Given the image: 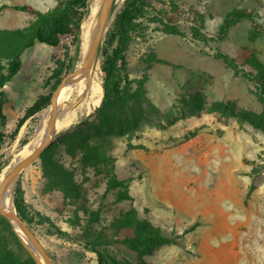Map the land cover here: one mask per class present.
Returning <instances> with one entry per match:
<instances>
[{
	"label": "rangeland",
	"instance_id": "1",
	"mask_svg": "<svg viewBox=\"0 0 264 264\" xmlns=\"http://www.w3.org/2000/svg\"><path fill=\"white\" fill-rule=\"evenodd\" d=\"M93 1L85 21L91 20L97 28L100 8L92 14ZM180 1L191 17L203 18L202 30L209 39L154 32L146 41L133 44L127 54L132 77L141 75L146 52L153 49L166 60L149 70L147 99H140L145 120L127 134L106 140L95 166L88 165L90 161L79 152L69 155L66 136L84 117L90 115L88 123L93 124L92 113L100 104L54 135L57 158L74 170L84 192L74 204L80 207V216L73 214L75 206H63L57 192H45V181L32 179L39 173V161L17 178L25 182L31 205L50 214L71 234L60 238L35 233L58 264H264V128L255 122L262 105L253 82L214 56L217 50L224 51L245 69L257 72L264 66V33L256 32L250 19H243L221 40L211 38L216 37L225 15L237 8L251 11L264 26V0ZM57 2L0 0V31L21 28L34 18L4 4H30L47 11ZM123 2L114 1L113 13ZM189 20L185 19L186 26ZM62 43L68 45L69 39L63 38ZM79 47L69 71L76 69L81 58V42ZM71 53L75 55L74 46ZM62 57V45L37 43L24 53L17 77L5 85L11 104L0 149L1 172L18 161L26 145L20 139L28 135L29 143L43 122L50 105L28 118L17 137L10 138L25 109L51 91L49 77ZM96 60L102 84L101 62ZM88 129L83 133L90 134ZM90 140L98 141L92 135ZM194 223L197 228L187 232ZM137 224L143 227L140 233ZM0 230L14 254L29 253L12 225L8 229L0 219ZM148 231L170 240L146 241L143 236ZM134 235L138 240H123ZM86 242L95 243L97 252L85 249Z\"/></svg>",
	"mask_w": 264,
	"mask_h": 264
},
{
	"label": "trees",
	"instance_id": "2",
	"mask_svg": "<svg viewBox=\"0 0 264 264\" xmlns=\"http://www.w3.org/2000/svg\"><path fill=\"white\" fill-rule=\"evenodd\" d=\"M57 1V4L47 11L30 4L3 5V7L9 6L28 12L34 18L21 28L0 31V149L6 140L7 109L11 104L5 85L13 81L23 68L24 53L37 43L52 47L63 46V57L55 61V67L49 77L50 83L52 82L51 91L39 95L17 119L16 127L10 134L12 140L17 137L28 118L50 105L53 91L64 75L73 69L74 61L77 59L80 42L82 43V25L91 13V0ZM187 18L190 19L188 26L185 24ZM243 19H250L254 30L264 33V26L256 22L251 11L237 8L225 15L216 37H211L212 40H221L232 26ZM203 27V18L191 17V12L186 11L180 0H124L115 13L97 54L103 71V96L100 105L92 113V116H95V122L88 123L90 115L84 117L77 125L78 128H74L67 134L69 155L75 156L79 152L85 161H90L88 165L95 166L101 159L100 148L106 140L127 134L145 120L146 113L141 110L140 99H147L146 84L150 78L149 70L153 64L166 63V60L160 58L155 50H150L141 58L144 63L141 75L132 77L127 54L137 40L146 41L151 33L161 32L182 37L191 34L194 39L206 41L209 38L203 32ZM63 38L69 39L68 45L62 43ZM71 46L75 47V55L71 53ZM214 56L232 68L235 73L253 82L254 92L262 105V112L256 116L255 122L264 128V66L254 72L245 69L244 64L239 63L235 57L224 51L217 50ZM87 129L90 130L88 135L83 133ZM90 135L97 138L99 142H91ZM28 141L29 137L25 135L20 139V144L25 145ZM54 144L55 142L48 146L33 163L40 162L42 176L45 178V192H60L63 206H75L73 214L79 217L80 207L74 204L83 199V189L75 178L74 170L57 158ZM3 165L4 162H0V172ZM252 190L253 186L247 190L245 202H248ZM13 202L17 213L35 233L42 232L45 235L60 238L71 237L70 232L64 230L55 218L34 208L26 200L25 189L20 178L14 187ZM0 219L6 222L8 229H11V224L6 218L1 216ZM197 226L198 223H194L187 232L196 229ZM141 228L143 227L137 224L139 233ZM1 233L0 230V264H36L27 252L26 256L14 254ZM143 237L146 241L159 243L170 240L165 235L149 231ZM123 240L134 242L138 240V236L134 235L132 238L127 237ZM20 245L22 249H25L23 244ZM83 246L87 250L97 252L96 244L93 242H86ZM53 257L56 259L55 256Z\"/></svg>",
	"mask_w": 264,
	"mask_h": 264
},
{
	"label": "bare ground",
	"instance_id": "3",
	"mask_svg": "<svg viewBox=\"0 0 264 264\" xmlns=\"http://www.w3.org/2000/svg\"><path fill=\"white\" fill-rule=\"evenodd\" d=\"M100 5L101 0L93 1L92 14L98 11ZM96 30L97 28L91 20L85 21L82 32L81 58L77 63L76 69L73 70L74 73L67 78L66 82L58 91V115L51 137L56 134V131H59L65 126L69 125L80 114L82 115V113L89 110L93 105H99L101 103L103 96V87L100 80V64L97 60H95L91 64V66L87 68H84L82 66V61L87 55L89 44L92 41ZM45 112L46 114L44 115L45 118L43 122L40 124L33 139L21 150L18 156V160L26 158L43 143L46 135V127L53 112V106L50 105ZM6 172L7 171L4 170L0 173V183L3 180ZM14 183L15 180L9 182L2 193L4 208L12 212L15 211L13 202ZM172 183L174 182L172 181ZM164 184L167 186L169 182L165 183L164 181ZM13 221L15 223L14 228L21 237L22 241L28 246H32V242L30 241L29 236L23 230L21 225L18 224L15 220ZM39 258L42 262H46L42 256H40Z\"/></svg>",
	"mask_w": 264,
	"mask_h": 264
},
{
	"label": "water",
	"instance_id": "4",
	"mask_svg": "<svg viewBox=\"0 0 264 264\" xmlns=\"http://www.w3.org/2000/svg\"><path fill=\"white\" fill-rule=\"evenodd\" d=\"M115 0H101L100 10L98 14V25L97 30L92 38V41L89 44L87 55L84 57L82 61V66L87 68L91 66V64L97 59V54L101 43L104 41L106 37L107 30L114 19L115 13H113V4ZM74 71H69L64 75L59 85L55 88L51 97V104L53 106V112L48 121L46 127V135L43 143L37 147L30 155L22 160H18L4 175L3 180L0 183V213L6 217L14 228L15 220L18 224L21 225L23 230L29 236L30 241L32 242V246H28L24 243L27 251L35 260L36 264H58L48 249L41 243V241L36 236L35 232L28 226V224L20 217L17 213L16 208L15 211L6 210L3 206V196L2 193L9 182L15 180L14 187L17 182L18 176L23 172V170L32 164L35 159L39 157V155L55 141V134L51 137L53 133V129L55 127V121L58 115L57 110V96L58 91L61 86L66 82L67 78L73 74ZM14 191V190H13ZM15 206V205H14ZM15 229V228H14ZM16 231V230H15ZM17 232V231H16ZM42 256L46 262H42L39 258Z\"/></svg>",
	"mask_w": 264,
	"mask_h": 264
},
{
	"label": "crops",
	"instance_id": "5",
	"mask_svg": "<svg viewBox=\"0 0 264 264\" xmlns=\"http://www.w3.org/2000/svg\"><path fill=\"white\" fill-rule=\"evenodd\" d=\"M43 44V43H42ZM49 46V45H48ZM52 47V46H51ZM22 128V127H21ZM21 130V129H20ZM36 174H33L32 175V179L33 180H38L39 178L44 182L45 181V178H43V176H42V172H41V168L39 169V173L36 171L35 172ZM27 178H29V177H27ZM27 181H29V179L27 180ZM164 181H165V179H164ZM165 183H167V181H165ZM22 184H23V187H24V189H25V197H26V200L31 204V199L30 198H28V193H27V191H26V185H25V182L24 181H22ZM57 191H54V192H48V193H50V194H54V193H56ZM57 194L59 195V198L62 200V202H63V198H62V195H61V193L60 192H57Z\"/></svg>",
	"mask_w": 264,
	"mask_h": 264
}]
</instances>
